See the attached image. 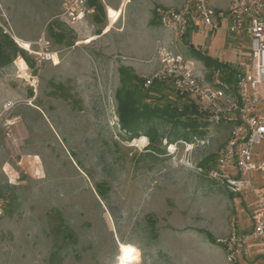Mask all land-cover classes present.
Here are the masks:
<instances>
[{
    "label": "rangeland",
    "instance_id": "obj_1",
    "mask_svg": "<svg viewBox=\"0 0 264 264\" xmlns=\"http://www.w3.org/2000/svg\"><path fill=\"white\" fill-rule=\"evenodd\" d=\"M100 1V21L87 13L71 24L61 0H0V32L31 62L17 53L0 66V264H121L120 244L136 251L127 264H228L223 240L232 219L244 227L238 213L249 220L253 199L208 178L228 126L211 125L185 96L206 134L170 142V126L155 119L160 137L140 143L120 127L115 92L119 67L144 81L159 70L157 38L187 58L199 50L235 66L250 54V34L227 31L224 19L220 29L174 36L156 9L184 0H131L122 12ZM207 1L224 10L230 0ZM150 97L183 101L169 83ZM254 181L263 190L264 172Z\"/></svg>",
    "mask_w": 264,
    "mask_h": 264
},
{
    "label": "built area",
    "instance_id": "obj_2",
    "mask_svg": "<svg viewBox=\"0 0 264 264\" xmlns=\"http://www.w3.org/2000/svg\"><path fill=\"white\" fill-rule=\"evenodd\" d=\"M92 12L87 0H61V16L68 23L80 22ZM156 17L176 37L200 27L220 29L224 19L227 31L250 34V54L233 66L230 81L222 77L220 69L207 68L202 61L174 51L171 41L156 40L153 56L160 68L143 85L147 88L154 80L165 81L179 95L196 100L211 125L228 126L227 137L214 152L208 178L220 184L225 179V187L250 193L253 199L247 228L232 219L223 240L225 259L228 264H264V191L254 181L256 173L264 172V0H230L224 10L207 0H184L178 7H158ZM38 43L45 47L49 42L41 38ZM44 54L43 50L36 52L39 57ZM5 205L0 196V216Z\"/></svg>",
    "mask_w": 264,
    "mask_h": 264
},
{
    "label": "trees",
    "instance_id": "obj_3",
    "mask_svg": "<svg viewBox=\"0 0 264 264\" xmlns=\"http://www.w3.org/2000/svg\"><path fill=\"white\" fill-rule=\"evenodd\" d=\"M87 5L93 9V18L100 21L101 16L104 15L102 2L100 0H87ZM48 32L50 35L54 34L57 41L64 39L63 33H53L49 25ZM190 47L194 48L193 45ZM17 53L21 54L31 64L28 56L17 47L12 38L7 33L0 32V66L9 63ZM194 55L207 68H218L225 80H231L233 66L212 58L199 50H194ZM118 72L121 85L115 92L116 112L120 127L128 134V139L145 135L149 139V144L154 142L160 137L157 127L153 124L155 119L170 126L171 131L163 136L170 142L177 139L190 140L193 136L202 137L206 134L208 122L194 101L184 98L185 96L179 95L174 90L179 99L183 100L181 105L171 101H165L161 105L153 104L147 100L151 98L150 94L152 92L158 93L159 97H162V90L167 82L154 80L151 85L144 89L142 86L144 78L134 73L130 68L121 66ZM152 148L159 150L157 147ZM205 235L209 242H215L210 232H205ZM65 236H69V234H65Z\"/></svg>",
    "mask_w": 264,
    "mask_h": 264
},
{
    "label": "crops",
    "instance_id": "obj_4",
    "mask_svg": "<svg viewBox=\"0 0 264 264\" xmlns=\"http://www.w3.org/2000/svg\"><path fill=\"white\" fill-rule=\"evenodd\" d=\"M131 0H128V1H124V0H110L109 1V4H106L105 5V8H107V6H111L113 8H117L118 10H120L121 12L125 10L126 6L128 5V3H130ZM104 6V5H103ZM219 9V8H217ZM107 11V10H106ZM156 40H161L162 42L164 43H169L165 40H162L160 38H157ZM156 40L154 41V49H155V43H156ZM152 58H150L148 61H145L146 63L150 62ZM264 190V189H263ZM242 218L243 220L241 221L243 224H244V227H248L249 225V221L247 219V217L244 215V210L240 211L238 213ZM261 261L260 257L259 256H256V263H259Z\"/></svg>",
    "mask_w": 264,
    "mask_h": 264
},
{
    "label": "bare ground",
    "instance_id": "obj_5",
    "mask_svg": "<svg viewBox=\"0 0 264 264\" xmlns=\"http://www.w3.org/2000/svg\"><path fill=\"white\" fill-rule=\"evenodd\" d=\"M19 44L21 45L20 42H19ZM21 46L26 48V49H28L24 45H21ZM136 140H138L140 143H145L146 137L145 136H140ZM172 147H173V145H170L169 149H171ZM120 246H121L120 248H122V253H121V256H120L121 264H127V261H129L131 259H134V258H137L136 251L131 246H129L127 244H120Z\"/></svg>",
    "mask_w": 264,
    "mask_h": 264
},
{
    "label": "water",
    "instance_id": "obj_6",
    "mask_svg": "<svg viewBox=\"0 0 264 264\" xmlns=\"http://www.w3.org/2000/svg\"><path fill=\"white\" fill-rule=\"evenodd\" d=\"M223 184L227 185V181L225 179H223Z\"/></svg>",
    "mask_w": 264,
    "mask_h": 264
}]
</instances>
